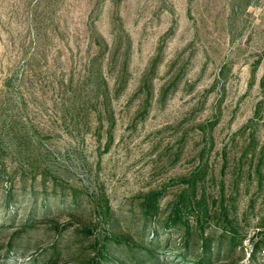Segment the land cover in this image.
I'll use <instances>...</instances> for the list:
<instances>
[{
	"label": "rangeland",
	"instance_id": "obj_1",
	"mask_svg": "<svg viewBox=\"0 0 264 264\" xmlns=\"http://www.w3.org/2000/svg\"><path fill=\"white\" fill-rule=\"evenodd\" d=\"M0 264H264V0H0Z\"/></svg>",
	"mask_w": 264,
	"mask_h": 264
}]
</instances>
